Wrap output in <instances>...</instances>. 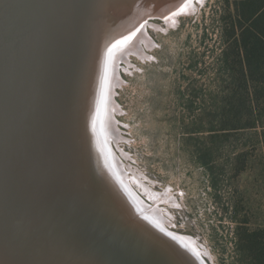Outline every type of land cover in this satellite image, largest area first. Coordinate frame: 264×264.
I'll return each instance as SVG.
<instances>
[{
    "label": "rangeland",
    "instance_id": "374dc122",
    "mask_svg": "<svg viewBox=\"0 0 264 264\" xmlns=\"http://www.w3.org/2000/svg\"><path fill=\"white\" fill-rule=\"evenodd\" d=\"M240 1H195L176 27L149 30L154 59L132 57L138 70L122 72L115 95L122 148L156 191H170L177 231L207 247L209 264H250L238 236L264 229V51L248 54L246 79Z\"/></svg>",
    "mask_w": 264,
    "mask_h": 264
},
{
    "label": "water",
    "instance_id": "95a60500",
    "mask_svg": "<svg viewBox=\"0 0 264 264\" xmlns=\"http://www.w3.org/2000/svg\"><path fill=\"white\" fill-rule=\"evenodd\" d=\"M15 1H23L24 9L15 7L13 13L9 14L18 17V20L15 27L4 25L5 33L7 36L21 35L24 29L25 34L29 35L30 30H36V26L44 23L41 21L42 16L39 13L37 16L30 0ZM51 1V5L56 3V0ZM59 1L61 2L57 0ZM35 2L38 4L36 0L34 4ZM101 3L102 0H69L68 12L61 13L59 21L66 16L73 21L81 17L82 22H87V15H94L92 19L99 16L96 12L99 7L102 8ZM10 5L11 2L7 0L1 12L0 27L3 26ZM19 15L23 16L24 22L26 19L31 21L21 24ZM85 22L77 34L74 28L72 34L67 31L65 38L60 39L59 50L55 49V43H51L59 55L58 63L63 65L76 64L85 53V66L75 91V111L70 118L65 109L63 112L59 110L55 115L57 119L61 115H65L64 119L67 116L66 125L70 123V131L68 132L67 127L60 130L66 129L63 135H66L67 140L60 141L62 137L59 138V131L51 148L42 151L49 141L47 139L44 144L47 131L54 128L52 121L49 120L51 124L48 125L41 114L38 117L33 113V108H27L29 105L36 106L35 101L8 107L3 104V125L7 122L12 125V130L7 128L5 132L2 130L3 135L0 133V137L4 139L0 145L3 149L0 152V210H8V207H3L4 199L12 210L11 217H3L6 220L0 223L9 232L0 240V264H205L201 257H194V261L186 258L188 252L183 247L184 243L180 242L183 239L162 227L156 217L143 219L140 216L150 210L148 199H142L139 192L125 179L126 167L122 166L123 159L112 144L105 150L106 160L103 164L108 165L114 184L111 185L107 180L104 166L100 165L91 147V135L88 131L90 115L84 111L81 113L82 98L85 97V105L87 99L90 100L89 88L92 83L89 84V79L87 84V80L89 69L92 68V58L97 51L92 38L100 27H95L93 20L91 26ZM97 22H101V19ZM85 30L89 32L86 33ZM54 31L55 23L48 22V36ZM1 33L0 31V37ZM73 34H76V41L73 42L72 39L69 42ZM31 39L29 35L26 45L28 48L32 45ZM0 45H5L2 39ZM31 51L35 60L38 51L36 48H31ZM7 54L8 63L0 58V64L8 65L12 62L10 53ZM120 64H124V61H120L118 65ZM7 73L9 77L12 76L11 70H0V78L6 80L4 76ZM52 92L53 98L48 101V106L56 112L59 104L56 102L55 92ZM9 109L12 113L19 111L15 113V120H11ZM9 135L11 136L8 137ZM54 136L55 133H52L50 139L53 140ZM117 170L118 180L112 174V171L117 174ZM156 212L155 210L154 213ZM146 225H152L156 236L144 229ZM177 246L183 249L179 250Z\"/></svg>",
    "mask_w": 264,
    "mask_h": 264
},
{
    "label": "bare ground",
    "instance_id": "6f19581e",
    "mask_svg": "<svg viewBox=\"0 0 264 264\" xmlns=\"http://www.w3.org/2000/svg\"><path fill=\"white\" fill-rule=\"evenodd\" d=\"M6 1L7 0H0V17L1 12L5 8ZM9 1L11 5L8 9L7 16H5L3 20V26L0 27V31L2 32L0 39L5 42V45H0V58L8 63L9 55L7 52H9L12 62L8 65L0 64V70H8V72L11 70L12 76L9 77V73H7L4 76L6 80H4L3 77L0 78V133L2 130L5 132L4 130H7V128H11L12 130V125L7 124V122L3 125V104H6L8 107L21 104L22 102L29 103L30 101H35L36 106L29 105L27 108H33V113H35L36 116L39 117L41 114L43 120L47 122L48 125L52 123L54 127L47 131L48 136L45 138L44 144H46L47 139H49V141L46 147L42 149V151H46L51 148L53 141L56 142L57 134L61 128L67 127L68 132L70 131V123L68 122L66 125L67 116L66 119H64L65 115H61V117L58 116L57 119L55 115L59 110L63 112V109L68 113V118L74 113L76 102L75 91L77 89L78 79L81 81V73L85 66V53L79 57L76 64L70 63L68 65H63L60 62L58 63L57 57L59 55H57L58 53L55 52L51 43H55V49L57 48L59 50L60 39L62 40L65 38L67 31L72 34L74 28V32L77 34L81 26L83 27L85 21L82 22L81 17L73 21L66 16L59 21L61 13L68 12L69 0H61V2H57L56 0V3L52 5L51 0H36L38 4H36V2L34 4V0L33 3L30 0L31 7H35L33 8L34 12H37V16L38 13L40 17L42 16L41 21L44 23H40L36 26V30H30L31 33L29 35L32 37V45L28 48L26 45L28 44L29 35L25 34L26 31L24 29L21 31V35L7 36L5 33L6 26L4 25H12L15 27V22L18 20V17L15 18L13 15L10 16L9 14L13 13L15 7L24 9L23 1ZM195 1L200 5L203 4V0H102L101 4H103V6L102 8L99 7L96 12L99 16L96 15V17L92 19L94 15H92V17L87 15V22H85V24L88 23L89 26L95 22V27L97 25L100 27L92 38V44L94 43L93 45L96 46L97 51L92 58V68L89 69V77L87 80V84L89 79V84L92 83L91 88H89L90 100L88 101L87 99L85 105V97L82 98L81 113L84 111L85 114L90 115L89 118L91 121L88 124V131L91 135V147H93L100 161V165L104 166L103 162L106 160L105 150L109 148V145L112 144L113 146L114 144L118 150V154L123 159L121 163L122 166H124V168L126 167L124 173L126 174L125 179L129 181L130 185L131 183H136V187L139 188L140 194H142V196L144 195L143 198H148V200H150L147 202L150 205V210L145 211L143 214L141 213L140 216L143 217V219H151L152 216L156 217V220H159V224L162 227L183 239V241L180 242L184 243L183 247L188 252L186 258L189 260L193 259L194 261V257H201L205 264H209L208 260L212 261V255L207 247L202 246L197 238L177 231L178 227L170 211V208H178L176 199H174L168 189L164 190V192L156 191L153 187L154 183L148 180L147 177L132 165L130 155L122 148L121 144L126 141V138L121 132L119 120L117 118V115L120 114L122 110L115 100L117 89H121L125 82L121 75L122 72L124 74H131L133 72L132 70H138L137 66L132 64L131 58L136 57L143 63L154 59V57L149 54V51L154 49L157 44L150 38L149 30L166 33L170 28L176 27L179 17L191 15L198 10ZM36 5L39 7H36ZM19 19L22 21L21 24L24 25L31 21V19L29 21L26 19L24 22L23 16L21 15H19ZM98 19H101V22H97ZM92 20L93 22H91ZM156 20H160L162 23H158ZM34 21L37 22L38 20ZM48 22L49 24L50 22L55 23V31L49 36L47 34ZM85 32L87 33L89 31L85 30ZM75 35H71L68 41L70 42V40L73 39V42H75ZM31 48H36L38 51L37 54H40H36L35 60L34 56H32ZM86 49H88V47ZM120 61H124V64L118 65ZM23 71L27 72L24 73ZM91 72L92 75L90 76ZM52 91L55 92L56 102L59 104V109L56 112H53L48 106V101L53 98ZM85 92L86 91H84V94ZM9 110V114L12 118L11 120H15L17 116L15 113H19V111L12 113V110ZM49 120L52 121L50 124ZM39 128H42V126ZM65 131L66 129H62V131L59 132L61 135L59 138L62 137L60 141L67 140L66 135H63ZM52 133H55L53 140L50 139ZM10 136L11 135L8 137ZM3 140L4 139L0 137V145L3 143ZM36 145H38L37 141ZM2 150L0 146V152ZM5 153L7 152L5 151ZM11 154L15 156L12 152ZM108 168V165L105 164L103 167L104 173L109 183L113 185L114 181L110 178ZM112 174L115 179L118 180V170L117 174H115V171H112ZM2 204L3 207H8V210L7 212L0 210V223L6 220L3 219V217L7 215L11 217L12 210L11 205L6 199L2 201ZM137 210H139V208H137ZM155 210L157 211L156 213H154ZM135 221L139 223V221ZM146 226L147 227L144 229L151 232L153 236H156V230L152 228V225ZM6 233H9L6 227L0 225L1 241L6 236ZM177 247L179 250L183 249V247ZM182 255L184 256V253H182Z\"/></svg>",
    "mask_w": 264,
    "mask_h": 264
},
{
    "label": "trees",
    "instance_id": "16d2710c",
    "mask_svg": "<svg viewBox=\"0 0 264 264\" xmlns=\"http://www.w3.org/2000/svg\"><path fill=\"white\" fill-rule=\"evenodd\" d=\"M236 9L238 20L244 21L247 25L240 28L239 52L241 56L238 55L236 60L242 75L248 79L252 62V57L248 54L263 56L264 0H242ZM242 37L245 42H242ZM237 246L249 258L250 264H264V229L245 230L243 234H239Z\"/></svg>",
    "mask_w": 264,
    "mask_h": 264
}]
</instances>
